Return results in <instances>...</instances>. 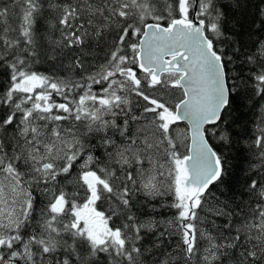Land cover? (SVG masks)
<instances>
[{"label":"snow or ice","instance_id":"6c2138e0","mask_svg":"<svg viewBox=\"0 0 264 264\" xmlns=\"http://www.w3.org/2000/svg\"><path fill=\"white\" fill-rule=\"evenodd\" d=\"M0 264H264V0H0Z\"/></svg>","mask_w":264,"mask_h":264}]
</instances>
